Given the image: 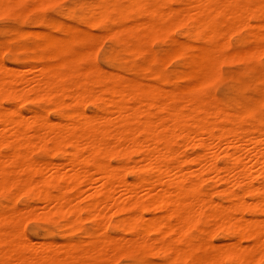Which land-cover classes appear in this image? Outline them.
I'll use <instances>...</instances> for the list:
<instances>
[{
  "label": "bare ground",
  "instance_id": "1",
  "mask_svg": "<svg viewBox=\"0 0 264 264\" xmlns=\"http://www.w3.org/2000/svg\"><path fill=\"white\" fill-rule=\"evenodd\" d=\"M168 2L95 0L91 21L101 24L102 20H113L115 17L113 22L121 27L113 28L106 23L100 25L115 37L130 30L138 37L153 34L168 37L174 23H182L180 19L189 22L185 34L199 44L169 38L176 45L174 54L183 60L180 73L191 78H200L204 71L209 73L206 69L217 61L215 59H219L216 58L217 51H220L222 41L226 40L224 37L228 38V34L232 33L230 29L245 28L251 41H254L253 48L254 43L258 45L264 37V5L260 2H254L250 7L247 0H178L180 5L176 8L170 7ZM252 10L257 13L253 14ZM124 20L130 21V24L122 26ZM251 20L255 23L252 24ZM226 31L230 32L226 34ZM109 34L102 35L105 37ZM95 37L91 38L98 42L97 35ZM36 38L42 45L52 47L45 56L46 60L32 64L30 68H22L20 72L0 61V96L14 102L50 97L55 108L72 106L73 119L53 122L51 117L35 112L26 118L19 108L10 109L0 104V145L9 148L6 153L0 150V196L2 194L12 203L8 209V205L0 202V222L18 219L22 209L19 212L13 209V205L18 197L29 193V197L40 203L41 208H36L39 207L41 212L45 210L42 213L44 216L57 215L64 221L63 226L75 222L82 212L85 219L93 220L97 226L109 220L112 214H117L121 217L116 220V226L120 230L128 229L135 236L134 242L129 237L128 240L124 238L127 244L131 242L133 245L137 239L141 245L157 243L165 255L188 260L190 264H225L227 261L234 264H264V218H257L253 214L246 216L249 207L264 213V131L242 128L237 122L231 123V126L219 125L215 119L218 112L201 105L183 88L159 92L161 88L134 80L120 82L117 77L101 74L95 68H90V86H82L74 78L70 84L66 82L63 85L60 82L62 72L57 67L63 62L78 59L80 54L68 49L65 38L58 42L57 36L46 33H37ZM48 55L56 58L58 63L48 61ZM74 73L70 68L66 74L73 76ZM191 83L188 85L190 88ZM92 84H100L101 89L94 91ZM183 86L184 89L187 87ZM66 91L69 102L63 99ZM86 96L90 97L88 100L95 105L98 113L86 114L82 107ZM64 113L71 117L70 113ZM228 115L223 112V116ZM210 116L214 119H210ZM46 141L63 147L60 152L62 162L43 161L44 164L30 159L28 155L35 150L34 143L45 145ZM31 144L32 151L25 147ZM188 145L194 148V153L187 152ZM130 150L139 157L131 164L127 163ZM112 155H118L121 159L117 166L110 162ZM219 156L225 157L221 165L217 160ZM127 168L135 173L133 180H127L118 171ZM206 179L221 186L213 192H205L203 196L198 191V182ZM237 185L241 186L239 191L234 189ZM214 192L225 198V202H215L216 199L212 198ZM246 194L252 195V200H247ZM34 208L31 205L23 210L34 213ZM155 211L161 214L156 215ZM206 225L210 228L207 229ZM101 227V230L105 228ZM217 227L229 230V241L216 244L210 239ZM191 229L197 231L194 237L187 235ZM151 234L155 236L150 241ZM16 237L11 229L0 230V264H99L93 252L92 255L89 253L94 247L87 252L83 248L81 253L66 247L68 251L64 255L61 252L63 256H60L52 249L48 253L37 250V244L33 245L36 240L32 243L35 248H29L32 241L24 234L23 240L21 234L18 241ZM108 239L102 238L103 243ZM113 239L110 238V242ZM124 239L122 242L125 245ZM244 239L250 243L243 245ZM115 243L112 244L119 245ZM42 245L48 248L47 243ZM97 245L94 249L96 256L100 248ZM114 245L112 248L108 246L111 252L116 247ZM49 246L56 248L53 244ZM28 248V252L32 248L37 252L25 254L23 250ZM113 252L111 259L122 251L118 253L116 250L115 256Z\"/></svg>",
  "mask_w": 264,
  "mask_h": 264
},
{
  "label": "rangeland",
  "instance_id": "2",
  "mask_svg": "<svg viewBox=\"0 0 264 264\" xmlns=\"http://www.w3.org/2000/svg\"><path fill=\"white\" fill-rule=\"evenodd\" d=\"M94 1L95 0L2 1V5L0 6V61H2V64H5L7 67L17 69V72L22 71V68H30L29 66L32 64L45 61V56L50 50L49 48L52 47L44 44L42 45L39 39L36 38V35L37 33L51 34L55 37L57 36V39H59L58 42L65 38L68 49L80 54L78 59L76 58L73 61L63 62V64L57 67L58 70L62 72V78L60 82H62L61 84L63 85L66 84V82L67 84H70L72 82V78H74L77 79L82 86H90L89 79L92 77V73L90 71L95 68L98 69L101 74L117 77L120 82L134 80L140 83L151 85L156 89L161 88V91L159 92H170L178 89L182 90L183 88V90L189 93L190 96H193L195 99H197L201 105L212 111L218 112V115L215 117V119L219 125L231 126L233 123L237 122V125L241 126L242 128H248L253 131L260 132L264 131V37L258 42V45H256L257 43H254L253 48L252 45L254 41H251V36L246 32L245 28H239L238 30L235 28V31L230 29L232 33H229L230 31H226V34L229 33L228 38L224 37L226 40L222 41L219 49L220 51H217L218 53L216 52L218 54H216V58H221V60L215 59L217 61H214L211 66L208 67L209 70L206 69L209 71V73H205L204 71V74L201 75L203 78L200 76V82V78L198 77L191 78L180 73L183 68V60L182 57L174 54L173 49L176 45L172 43L169 38L172 37L173 39L177 41L179 40L180 42L183 41L199 44L200 42L190 38L187 36V34H185V31L189 28V22L180 19L182 23H179V21L176 22L178 24L174 23L175 25L173 24L171 30L168 33L170 34L168 37L162 34H153L147 36L144 35L138 37L132 30L124 32L121 34V36L119 35L118 37H115L110 35L106 29L100 28V25L104 23L113 28L121 27L120 24L117 25L115 21L113 22L115 17L113 20L104 19L102 20L101 24H96V22L94 23L93 20L91 21L93 16V14H91L93 12L92 4ZM252 1L247 0V4L250 7H252L254 2H260L264 5V0ZM168 5L172 8H176L179 7L180 4L178 0H169ZM253 11L254 10L251 11L253 14L257 13L256 11V13ZM129 22L130 21L124 20L121 25H129ZM251 23L253 24L255 22L251 20ZM86 31L88 34H91V36L88 35ZM104 33L109 35L103 37L104 35L102 34ZM94 34L97 35L99 43L96 42L97 40L94 41V38L96 39ZM99 34L102 36L99 37ZM93 36L94 38H91ZM101 38L104 39L102 40ZM119 38L121 39L118 41ZM260 43H262L263 47ZM95 45H97V48H95ZM132 45H134V48ZM93 47L95 49H93ZM259 47L260 49H258ZM85 48L89 50L88 52H92L88 53L87 49L85 51ZM245 48L247 49V52L244 51ZM253 49L255 51H253ZM259 50L261 51L259 52ZM82 53L85 54L82 56ZM253 53H255V55ZM91 54L93 55L91 56ZM220 55L222 57H220ZM47 57V60L51 63H56L58 61L52 56L48 55ZM210 67H212L213 70ZM70 68L75 71L73 76H68V74H66ZM88 68L92 69L89 70ZM29 75H31L30 72ZM197 79L198 82H196ZM203 79L204 81L202 82ZM190 82H195L196 84L191 83L192 85L190 88V86L188 87ZM219 83L221 85H219ZM183 85L187 87L184 89ZM91 86L94 91L101 89L100 84H92ZM64 95L65 96H63V99L69 102L70 97L67 91L66 93L64 92ZM2 97L3 96H0V104H2V106L9 107L10 109L19 108L26 118H29V116L35 112L51 117L50 119L53 122H69L73 119L71 116V111L73 109L72 106L64 107V109L55 108L53 104V98L50 97H48L49 99L44 98L37 100L29 98L23 102L21 101L22 103L18 101L14 102V100L11 101V99L8 100V97L5 99ZM88 97L86 96L87 101L85 100V103L82 106L86 114L91 115L98 113L99 111L95 108V105L91 102V100H88ZM85 106H87V108ZM21 107H23V109ZM75 108L76 107L74 106V109ZM64 112L70 113L71 117L64 115ZM223 112H226L229 115L223 116ZM200 114L202 115V113ZM209 118L214 119V117L211 116ZM188 127L191 126L188 125ZM32 145L33 144L25 146L26 149H30V151L35 149L28 155L30 156L31 160L37 161L39 163L43 161H47L46 163H48V161L62 162L63 157L60 152L63 147H57L52 143V141H46L45 145L38 142L34 143V146L36 145L35 147ZM42 145H44V147ZM172 145L174 146L175 144ZM3 146L0 145V150L1 152L6 153L9 148L7 146L5 147V145ZM25 147H21L20 149L26 150L24 149ZM186 150L189 153H194V148L190 145L186 146ZM138 158L139 157L137 153L130 150L128 152L127 163L131 164L133 160H137ZM109 159L113 166H117L121 162L119 161L121 159L118 157V155H112ZM217 160L218 164L221 165L225 160V157L219 156ZM45 162L43 163L46 164ZM187 164L190 165V163ZM118 171L124 174V177H126V179L129 181L135 178V173L130 171L128 168L126 170L121 169V171ZM141 173H143V171H141ZM201 182H198V191H200L203 196L205 195V192H213L214 189L221 186V184H215L209 179ZM240 188L241 186L238 185L234 187V189L237 191H239ZM245 197L247 200H252L253 198V196L250 194H246ZM212 198L213 200L216 199L214 200L215 202H225V198L215 192L212 193ZM0 202H3L4 205H8V209H10L9 207L12 205V203H10L11 201L6 200L5 196L2 194L0 196ZM31 205L36 208V206H40V203L29 197V193H27L18 197L15 205H13L14 208H12L19 211L20 209L23 210L24 208L27 209L28 206ZM38 208L39 207L36 208L37 211L36 209L35 211H32L34 213H31V211L28 212V210H26L25 213V209L23 212L20 210L21 213L19 214H22V218L19 216V218L14 221L10 220L9 222L8 220L0 222V230L11 229L14 235L16 234L17 236L16 241L19 240L18 236H20V234L21 238L24 234V237L28 238L30 242L32 241L29 248H31L32 243H34L36 240L33 245L37 244V250L41 249L42 252L48 253L52 249L60 256L62 254L64 255V252L68 251L69 248L75 253H81L83 248H85L84 251L86 250L87 252V250H90L94 247L91 249L93 251H89V253L92 255L93 252V257L99 262V264H146L149 261L153 262V264H190L188 260L185 261L183 259L173 258V256L170 254L165 255V253L162 252V249H160V253V247L157 243L154 245H141L139 243L140 240L137 239L138 241L132 245L131 242L135 241V236L132 232L128 231V229L120 230L116 226V220L121 217L117 214H112L111 218L104 222L106 224L102 223L101 225H98V227L93 220L88 218L85 219V214L82 212L81 217L75 220V222H72L67 226H63L64 221L61 220V218H59L57 215L49 214V216L46 217L42 214L45 210L42 208L43 210L41 212V206L39 209ZM247 210L246 216L253 214V216H256L257 218H264V213L254 207H249ZM155 213L156 215L161 214L159 211H155ZM201 219L204 220V216H202ZM101 226L105 228L101 230ZM206 228L209 229L210 226L206 225ZM91 232L96 234L92 235ZM196 234L197 231L195 229L187 231V235L189 237H194ZM154 236L155 235L153 234L149 235V240L151 241L150 238H153ZM94 237L96 239H93ZM104 237H109V241L103 243L102 238ZM128 237L130 238V241L132 240L130 242L131 247L128 241V244L126 243V240L129 239ZM110 238L111 240L113 239V242H110ZM230 238L231 236L229 235V230L225 227L224 229L218 227L217 229L215 228V232L210 235V239L216 244H222V242L225 243L229 241ZM115 239L116 241H114ZM123 239L127 244H125L126 246L122 242ZM81 241L83 242V245H81ZM72 242L73 244L69 245ZM100 242L103 243L102 247ZM114 242L120 246L118 245V247L117 245L112 244ZM44 243L48 244V248L45 245L47 249H42L45 247H41ZM249 243L250 241L246 239L242 241L243 245ZM52 244L56 248L53 249V246H49ZM95 244H98L97 248L98 246L100 247L98 248L99 252L97 251V256L94 252L96 250ZM113 245L116 247L111 249L112 252L115 249V251L117 250L118 253L124 251V254L121 252L119 255L115 256L114 251L113 256H115V259H111L112 256L110 257V254H112V252L108 248L110 246V248H112ZM35 246L32 247L35 248ZM155 246L157 247V250ZM63 247L64 249L67 247L68 250L66 249L64 251ZM29 248L24 249L23 252L26 254L29 251ZM34 248H32L33 250L30 249V252L28 253H34L35 251L37 252V250H34ZM109 251L111 253H108ZM38 252L41 253L40 251ZM104 253L106 257H104ZM107 256H109V259ZM170 258L171 260L169 261ZM107 259L111 261V263ZM225 264L234 263L232 261H227Z\"/></svg>",
  "mask_w": 264,
  "mask_h": 264
}]
</instances>
